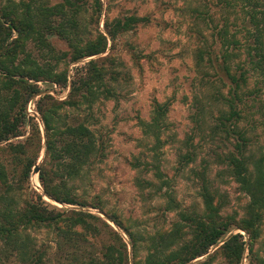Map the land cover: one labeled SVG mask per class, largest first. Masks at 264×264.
<instances>
[{
    "label": "trees",
    "instance_id": "obj_1",
    "mask_svg": "<svg viewBox=\"0 0 264 264\" xmlns=\"http://www.w3.org/2000/svg\"><path fill=\"white\" fill-rule=\"evenodd\" d=\"M185 2L195 24L200 26L194 61L206 80L203 86L207 103L229 108L220 110L213 132L236 137L235 149L219 159L248 195L244 214L240 218L235 213L223 214L226 200L213 188L206 168L195 173L203 210L181 209L171 180L159 163L170 107L169 102L159 101L154 102L150 120L141 125L144 134L154 139L152 167L160 184L156 186L151 180L138 183L155 187V192L166 198L165 209L177 211L179 219L171 228L151 232L135 228L136 221L129 222L118 213H107L127 234L133 256L138 257L140 250L146 252L144 260H135V264H188L220 242L223 243L207 259L193 264H211L218 253L229 264H241L246 249L250 264H264V147L255 144L251 135L257 127L255 123L264 119V0ZM102 9V0H0L1 264L12 260L17 264H130V244L106 219L83 209L57 207L44 198L46 194L60 203L105 209L101 203H89L81 197L74 181L84 174L93 157L102 154L90 127L94 124L92 108L102 99H118L125 76L117 68L123 65L119 58L112 54L94 56L106 52L109 36L114 41L145 21V17L126 15L108 20L109 36L100 30L90 36V26L98 22ZM213 10L220 14L218 20ZM54 36L67 43L66 50L53 44ZM31 44L35 48L30 49ZM89 57L93 58L76 66L71 75L69 64ZM61 64L66 67L61 69ZM252 77H256L254 87L250 85ZM46 82L49 88L70 86L67 98L58 99L42 89L40 84ZM224 87H229L228 93L223 92ZM32 99L42 119L44 138L38 116H31L27 110ZM208 104L197 99L193 120L199 129ZM80 111H87L82 119ZM246 119L250 127L241 125ZM44 145L45 158L39 173L41 194L31 188L30 177ZM194 159L188 151L181 154L179 162L183 167ZM139 164L140 159H135L134 166ZM236 227L249 235L248 246L240 232L225 239ZM42 230L54 235L53 257L51 244L38 238Z\"/></svg>",
    "mask_w": 264,
    "mask_h": 264
},
{
    "label": "rangeland",
    "instance_id": "obj_2",
    "mask_svg": "<svg viewBox=\"0 0 264 264\" xmlns=\"http://www.w3.org/2000/svg\"><path fill=\"white\" fill-rule=\"evenodd\" d=\"M58 1L51 0V3ZM102 1L101 17L97 23L91 24L90 36L96 35L99 30L109 36L106 29L108 20L112 21L114 18L126 15L145 17V21L136 24L132 30L120 35L114 41L109 36L106 52L94 56L97 58L112 54L119 58L123 65L117 68H120L125 76L119 87L121 94L118 99H102L92 108L94 124L90 127L99 140L102 154L99 152L98 156L93 157L85 166L84 174L74 181L76 191L81 197L89 203L94 201L101 203L105 209L60 203L46 194L44 198L60 208L83 209L100 215L117 229L128 243L130 240L127 234L107 211L118 213L121 218L129 222L136 221L135 228L140 226L146 231L154 232L161 228H171L173 222L179 219L178 212L165 209L166 198L155 192V187H143L138 183L139 180H151L156 186L160 184L152 167L154 139L144 134L141 125L142 121L150 120L154 102L159 101L170 103L167 115L168 126L162 137L159 163L166 178L171 180L173 193L180 202L181 209L189 212L203 210V200L199 193L200 183L195 173L206 168L213 188L223 194L226 200L223 214L235 213L239 218L242 217L244 206L249 199L248 195L230 177L226 171L227 165L219 159L221 155L235 149L236 137L233 135L228 137L224 132H213V126L221 114L220 110L228 111L229 108L225 104L207 103L206 90L203 86L206 80H203L202 74L196 70L194 61V51L200 42L197 33L200 26L195 24L194 17L187 10V3L185 0ZM214 10L212 13L218 20L220 14ZM90 16L91 14L88 13V18ZM52 42L59 49H67V43L57 36L52 37ZM31 48L35 47L31 44ZM91 58L93 57L70 63L71 75L74 74L76 66L84 65ZM60 67L63 69L66 65L61 64ZM210 75L215 78L213 70H210ZM255 81L256 77H252L250 85L256 86ZM40 85L58 99H66L70 92V86L60 88L54 85L53 88H49L48 82ZM228 91L229 87H224L223 92L228 93ZM197 99L202 100L203 104H208L205 113L201 115L204 118L201 129L193 120L197 112ZM35 102L36 100L32 99L28 103L27 110L31 116H38L44 138V127L41 116L36 111ZM242 107L241 105L240 108ZM80 112L81 119L87 115V111ZM73 113L77 114L76 111ZM248 121L249 119L243 120L241 125L250 127ZM255 124L257 127L251 131V135L255 144L264 147V119ZM29 129L28 126L27 134ZM188 151H191L195 159L189 165L181 167L179 162L181 154ZM44 158L45 145L37 162L40 169ZM137 158L140 159L141 164L134 166ZM39 173L32 172L31 188L43 194ZM239 232L245 235L248 246L249 235L238 227L232 229L225 239ZM38 238L51 244L50 253L53 257L54 235L42 230L38 233ZM222 243L188 264L207 259ZM260 243L261 241L257 247ZM129 244L130 264H135V260L143 261L146 252L140 250L139 256L135 258L132 254V245ZM94 245L99 249L97 242ZM2 264L17 263L12 260ZM211 264L229 263L218 253ZM241 264H250L248 249Z\"/></svg>",
    "mask_w": 264,
    "mask_h": 264
},
{
    "label": "water",
    "instance_id": "obj_3",
    "mask_svg": "<svg viewBox=\"0 0 264 264\" xmlns=\"http://www.w3.org/2000/svg\"><path fill=\"white\" fill-rule=\"evenodd\" d=\"M33 172H34L35 174L40 172V166H39L38 164L34 167Z\"/></svg>",
    "mask_w": 264,
    "mask_h": 264
}]
</instances>
